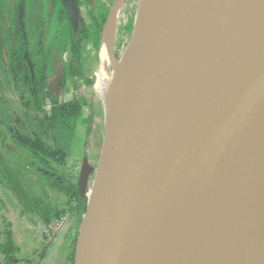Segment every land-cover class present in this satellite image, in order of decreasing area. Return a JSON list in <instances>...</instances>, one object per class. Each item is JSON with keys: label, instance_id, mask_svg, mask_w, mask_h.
Returning <instances> with one entry per match:
<instances>
[{"label": "water", "instance_id": "95a60500", "mask_svg": "<svg viewBox=\"0 0 264 264\" xmlns=\"http://www.w3.org/2000/svg\"><path fill=\"white\" fill-rule=\"evenodd\" d=\"M68 10L76 30L74 0ZM164 12L176 26L165 31L160 23L143 42L147 62L130 72L106 121L99 166L83 159L82 197L95 170L96 179L75 264H154L169 235L185 229L264 145V0H171ZM241 30L245 57L237 60ZM263 202L264 192L248 197L242 221ZM236 232L213 259L239 242ZM237 247L225 264L255 263L256 244Z\"/></svg>", "mask_w": 264, "mask_h": 264}, {"label": "rangeland", "instance_id": "374dc122", "mask_svg": "<svg viewBox=\"0 0 264 264\" xmlns=\"http://www.w3.org/2000/svg\"><path fill=\"white\" fill-rule=\"evenodd\" d=\"M40 1L44 5L50 0H26L34 89L26 66H17L25 47L17 27L20 0H0V244L12 238L18 247L12 254L15 261L0 250V264H75L87 208L70 186L79 188L85 156L99 166L106 137L103 102L94 86L102 26L117 0H81L89 37L81 40L78 56L70 50V29L60 31L63 26L55 17L51 24L41 18ZM151 3L149 10L156 6ZM138 7L139 0H126L123 7L116 63L133 37ZM63 104L67 107L55 120ZM36 141L43 146L36 145L40 154L34 150ZM95 179L96 170L88 197Z\"/></svg>", "mask_w": 264, "mask_h": 264}, {"label": "bare ground", "instance_id": "6f19581e", "mask_svg": "<svg viewBox=\"0 0 264 264\" xmlns=\"http://www.w3.org/2000/svg\"><path fill=\"white\" fill-rule=\"evenodd\" d=\"M151 1L153 0H139L133 37L117 63L111 62V57L115 53L120 18L126 0L116 1L103 29L99 58L100 72L94 88L102 99L106 121L114 112H117L130 72L133 69H142L146 64L147 55L143 42L153 28L160 23L165 31L167 26L169 29L176 26L175 21L164 12L165 6L171 0H154L156 6L149 10V3H153ZM242 33L243 30L235 41L239 51L235 57L237 60L245 57L244 48L241 46ZM204 88L205 86L202 85V89ZM263 192L264 145L231 183L226 187L219 186L209 196L185 229L169 235L154 264H169V261L170 264H225L229 260L228 254L234 252L243 241L247 243V246L257 245L254 264H264V202L255 211L253 220L243 222L241 219L248 197ZM232 228L237 229L236 235L239 236V242L230 247L229 253L225 254L222 260L213 259L214 251L226 238L230 237L228 232ZM250 228H254L256 233L248 237L245 233ZM211 258L212 261H209Z\"/></svg>", "mask_w": 264, "mask_h": 264}, {"label": "flooded vegetation", "instance_id": "af4514ba", "mask_svg": "<svg viewBox=\"0 0 264 264\" xmlns=\"http://www.w3.org/2000/svg\"><path fill=\"white\" fill-rule=\"evenodd\" d=\"M69 1L70 0H50L49 2L45 3L44 5H43V3L41 4V1H40L39 2V4H40L39 5V9H42V5H43L44 10L43 11L41 10L39 13H40L41 18H44V21L46 20V23L50 22V24H51L52 23V19L55 17L56 23H59L60 27H61V25L63 26V27H61L60 31H62L63 29H65V30L70 29L71 48H72V38L77 36L80 33L81 29L83 27H86V24H85V21H84V14H83L81 0H74L75 3L77 4L78 11H79V24H78V28L75 30V28L73 26V23L71 21V18H70L69 10H68V2ZM101 3H102V1H100L97 5H95V7H96L95 9H96V13L97 14L99 13V7L98 6H101L102 5ZM27 5L28 4H27L26 0H20V5H19L18 10H17V12H18V15H17V27L19 28V32L21 33L22 39L25 42L24 52L22 53L21 56H19L17 58V61H18L17 66L18 67H20V65H25L26 66V64L23 62V60L26 61V63H27V66H26L27 78H29V79H31L33 81V85H34V89H35L36 88V86L34 84L35 72H34V75H32V73L30 71L29 64H28V62L26 60V56H25V52L28 51V55H29V57H30V59L32 61L33 68H34V63H33L31 54L29 53V41H28V38H27L28 37V27H27L26 16H25L26 12L28 10ZM101 8L102 7H100V9ZM111 10L112 9H110V11ZM22 11H23L22 19H23V24L24 25H22V22L20 21V15H21ZM108 16H109V13H108ZM105 23H106V21H105ZM105 23L103 25H105ZM103 29H104V26H102V32H103ZM71 48H70V50H71ZM34 92H35V90H34ZM35 95L37 96V94H35ZM7 257H9V256H7ZM13 261H15V259H13ZM7 264H9V263H7Z\"/></svg>", "mask_w": 264, "mask_h": 264}, {"label": "trees", "instance_id": "16d2710c", "mask_svg": "<svg viewBox=\"0 0 264 264\" xmlns=\"http://www.w3.org/2000/svg\"><path fill=\"white\" fill-rule=\"evenodd\" d=\"M88 37H89V30L87 29V27H83V28L81 29L80 33H79L77 36L73 37V40H72V48H71V52H72V55H73V56H78V55H79V51H80V42H81V40H82L83 38H88ZM101 37H102V36H101ZM101 37H100V42H99V47H98V48H100ZM123 52H124V51H123ZM23 62H24V63L26 64V66H27L26 61L23 60ZM74 72H77V70L74 69ZM39 102H40V101L37 100V107H38V110H43V109H42V105H41V103H39ZM66 107H67V105L63 104V105H61L59 108H57V110H56L57 114H56V116L54 117L55 120H57V119L60 117V113L58 114V112H61V109L66 108ZM27 143H28V142L24 143V145H27ZM36 145H41V148H43V146H42V144H39L37 141H36V142H33V146H35V149H34V150H35V153L40 154V152H37ZM33 148H34V147H33ZM51 154H54V152L51 153ZM70 188H72V189L74 190L75 194L77 195V198L80 200V204L82 203L83 208L86 210V208H87V202H88V196H86V197H82V195H81V193H80V191H79V188H77V187L75 188V185H71ZM16 189H17V188H16ZM76 189H77V190H76ZM19 192H20V191H19ZM22 195H23V194L20 193V199H21L24 203H26L27 198L22 197ZM17 248H18V247L15 245V243H14V241H13L12 238L9 239L7 243L0 244V250H1L2 252H4L7 256H9L10 258H12V259H13L12 254H13L15 251L18 250Z\"/></svg>", "mask_w": 264, "mask_h": 264}]
</instances>
